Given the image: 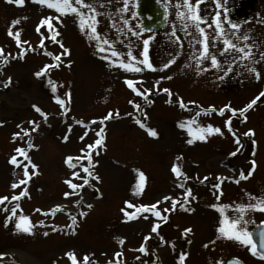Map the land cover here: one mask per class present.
I'll use <instances>...</instances> for the list:
<instances>
[{
	"label": "rangeland",
	"instance_id": "374dc122",
	"mask_svg": "<svg viewBox=\"0 0 264 264\" xmlns=\"http://www.w3.org/2000/svg\"><path fill=\"white\" fill-rule=\"evenodd\" d=\"M99 4L103 6L100 7ZM104 4V0H98L97 11L100 15L97 16V31L103 38L113 42L115 50L122 54L119 59L124 60L129 48L122 45L119 30L113 26L108 13L104 12L108 9ZM2 11L0 48H3L4 55L8 56L10 53L8 59L19 58L15 52L17 49L14 46V37L8 35L9 29L20 33L22 45L28 38L32 40L35 52L40 54L32 59L31 54H24L23 59L19 58L20 62L13 65L10 60L4 64L3 56H0V197H9L4 204H0V264H71L65 256L67 252H74L81 264L85 254L89 255L92 264H141L144 261L152 262L154 258L157 264H175L176 259L178 264L179 257L169 252L168 243L164 248H154L165 231V236H169L170 225L160 226L162 232L158 235L150 229L160 222L159 218L151 213H143L138 218L129 219L121 209L135 211L127 208L125 201L136 205H151L159 200L161 203L157 207L162 215L167 217L170 211L163 210L170 209L171 206L163 197H171L175 193L171 184L174 177L171 169L175 163L182 173L193 178L194 183L202 179L203 175L216 179V174L224 173L220 165L224 162L223 157L234 151L231 138H245H241L242 144L253 141V135L249 136V139L244 136L245 132L253 131V108L244 114L247 123L237 121L232 124L231 132L224 122L232 113L221 116L219 110L224 106L236 110L245 108L253 100V92H170V100L175 103L182 100L185 108H215L216 111L210 114L187 112L179 105L172 106L163 96L152 97L161 93L151 92L156 89L154 80H138L131 75L127 76L128 73L118 66V62L112 63L103 59L105 55L110 56V52L102 53L98 50L96 41L89 40L86 34L80 31L79 22L74 15L60 16L64 22V43L69 54L62 62L63 80L50 84L36 75H27L25 66L26 62L31 64L34 72L36 64L39 68L45 62L42 59V47L38 45L43 43V31L40 29L38 33L34 29L33 35L27 34V28L29 31L33 26H42V12H31L30 16L26 14L28 18L24 15V23L20 19L23 14L15 12L12 7L3 8ZM13 20H19L21 24L13 25ZM57 47L54 46V51L53 46L47 48L45 45L44 49L56 53ZM111 60L117 61V58L112 57ZM9 78L11 83L5 87L4 84ZM126 79L135 81V86L140 91L147 90L145 95L134 93L126 85ZM54 84L55 93L52 91ZM69 93L70 103L66 98ZM56 97L65 99L67 111L58 105ZM149 102L150 106L147 105ZM133 104L140 105V108H134ZM33 105L39 107L47 118L35 111ZM109 113H112V118L104 119ZM143 118L145 123L141 122ZM138 120L144 127L137 123ZM29 121L35 123L30 124ZM76 121H83V124ZM181 122L192 128V134H189L188 127L178 126ZM209 124L219 127L223 135L200 133L199 129ZM36 125V130L32 131ZM84 125H87V129ZM149 129L156 130L158 136H150ZM101 130L102 135L97 136L96 133ZM25 131L29 134L24 135ZM18 132L23 139H13V134ZM199 135H205L206 138L200 140L197 138ZM81 136H84L83 140L80 139ZM96 139H102L103 145L92 150V163L95 167L93 168L87 159H82L79 163L73 159L72 163H77V167L70 168L66 163L67 157L84 156L81 149L86 144L94 143ZM189 139L193 140L192 144L187 143ZM18 147L25 150L31 163L37 167L33 169L29 164L28 172L31 178L26 185L13 189L11 185L24 178L22 168L24 164H28L23 155L15 152ZM96 152H99V155H96ZM12 156H16L21 162L20 166L10 163ZM249 159L253 160V149H247L238 162L245 163ZM80 165L88 167L92 172V177H88L91 187L84 185L82 189L76 190L79 195L65 197V192L72 191L65 181L71 180L78 185L83 183L81 177L86 174ZM137 170L142 171L146 177L140 195L134 194V187L138 182ZM33 172L36 174L33 175ZM73 172L79 175L74 177ZM211 187V184L206 186L203 192L207 195V192L213 189ZM229 187L227 191L244 193L246 188L253 187V179ZM24 189L28 193L26 196L21 197L18 202L11 199ZM208 198L209 201L205 204L193 208L191 216L180 213L174 215L172 211L171 225L178 227L179 231L191 227L192 233L199 232L201 240L218 237L220 213L210 205L222 204L215 202L213 197ZM17 203L20 205L17 216L6 225V217L11 214L10 210ZM89 204L92 205L91 208L87 207ZM57 206L61 207L53 214L51 209ZM5 207L9 211H4ZM37 209L40 211H36ZM81 213L86 215L81 216ZM228 214L237 215L231 210ZM19 215L30 218L31 233L16 229L15 223ZM144 216L148 219H144ZM72 217L76 218L74 232L70 227L73 225ZM181 219L190 221L191 224L183 223ZM214 219L215 223H208ZM244 219L249 221L245 226L249 232L254 222L264 219V211L248 209ZM201 222L207 224L197 225ZM182 224L185 225L181 227ZM164 229L166 230L163 232ZM45 232L48 235H44ZM145 237L150 238L145 240ZM121 239L123 244L119 243ZM209 242L208 245H213L222 241L213 239ZM230 243L233 246V242ZM235 244L236 247L230 252L223 251L219 248L220 245L216 249L209 248L207 253L202 251L196 254L192 249L186 256V264H217L230 256L237 257L245 264H264V259L259 255L251 256L250 246L240 242ZM142 245L146 247L147 254L138 250ZM116 253L122 255L116 256Z\"/></svg>",
	"mask_w": 264,
	"mask_h": 264
},
{
	"label": "flooded vegetation",
	"instance_id": "af4514ba",
	"mask_svg": "<svg viewBox=\"0 0 264 264\" xmlns=\"http://www.w3.org/2000/svg\"><path fill=\"white\" fill-rule=\"evenodd\" d=\"M104 1V5L108 7V9H105L104 12L108 13L113 26L119 30L118 35L121 38L122 45L124 44L126 48H129V51H131L138 59H142L140 53L143 51V40L151 37V39H149L148 56L150 62L157 69V71L145 69L141 73L127 72V76L131 75L138 80H144L145 78H151V80H154L156 89L151 92L161 93L153 95L152 97L163 96L166 98L167 102L173 106L179 105V102L175 103L170 100V92H253V99H255L259 96L261 91H264V0H219V7H217V0H201L199 5V14L207 20V23L202 24L201 26L205 28V32L209 36V50L213 54H216L219 62L218 68L211 66L210 59H200V63H197V58L200 57V51L203 47L202 44L198 43V40L201 39V37L191 26L190 22H188L189 27L187 30L190 34L186 35L183 30V24L186 21H181L176 15L177 11H184L183 0H127L126 10H124L125 0ZM178 3L181 4L180 9H177L176 7ZM11 7L15 10V12L23 14L20 19L24 23L25 17L23 16H26V14L30 16L29 14L31 12L40 13L41 11L43 16L40 19L50 16H59L58 20L52 19L49 22L53 24L56 31L59 32L57 40L61 41L65 47L64 22L54 9H49L46 5L34 3L32 0H25V3L22 6L9 3L7 0H0V12L3 13V8L9 9ZM225 9H227V11H225ZM217 12L220 13L219 20L222 23L227 38L239 46H251L250 59L243 61L237 59L236 62L233 63V59L238 57V53L229 51L221 55V52L224 50L222 39L212 41L211 37L215 34L214 28L207 26L208 24H212L213 20L216 18ZM28 16H26V18H28ZM125 20H127V24H125ZM229 22H231V24H238L239 27L233 29ZM147 27L149 29H147ZM34 29L36 30V26H33V28L29 29V31L27 28V34L29 33L30 35L32 33L33 35ZM40 29L43 31L42 34L45 37V40H43V46L40 41H38L40 42L38 45L42 47V59H44L45 62H43V65L39 66V68H37L38 65L36 64V71L34 72L31 64L26 62L25 66L27 75L30 74L35 76L37 71L45 69L47 65H54L56 61L53 59V56L61 55L63 52V49L60 48L59 44L51 41L50 36L52 33L48 31L47 26L42 25ZM136 32H139L140 35H134ZM173 32H175V35H173ZM27 34L24 39L27 37ZM244 36H247L248 39H242ZM21 37H23V35ZM177 37L179 40H177ZM237 37H240V39H237ZM14 43V46L17 49L15 50L17 55L21 52L24 54H31L32 56L30 59H32L37 54H40L35 52L36 50L33 45V41L29 40V38L26 40V43H24L25 45L23 44L24 46L21 43L18 46L16 40ZM45 45L47 48L53 46L54 51V46L57 45V52L55 53L51 50L45 51ZM20 49L22 51H20ZM128 52H126V56L124 57L125 62L130 60L127 55ZM46 53H52V55H46ZM9 60L11 65L16 62H20L18 57L11 58ZM65 60V55H61L60 67L47 68L46 72L39 78L48 83L49 81L55 82L63 80L62 75L64 73V67L62 62ZM169 61L173 62L169 64L167 68H164L163 65ZM249 67L256 69V72L260 74L259 79L256 78L254 73L248 71ZM229 68L232 70L228 71ZM166 77H171V79H167ZM157 81H159V83H157ZM54 86L56 85L54 84ZM163 89H168L169 93H165ZM150 104L151 103L149 102L147 105L150 106ZM222 108L225 109L223 116L227 113H231L229 110L232 109L231 107L227 106L226 108V106H224ZM183 109L186 111L188 110L187 108ZM231 121V126L237 121L244 124L247 123L245 117L240 116L239 112H237L235 116L231 115ZM141 122L145 123V118H143ZM253 133V141H255V144H253L252 140L247 142V144L245 142L242 144V137H238L240 139V144L238 145L235 142L237 137L231 138L233 141L232 145L234 146L233 152H235L236 155H231L233 152H230L226 154L227 156L223 157L224 162L220 165V168L224 173H218L215 176L213 175L216 179H209V175H203L202 179L197 180V182L194 183L193 178L189 177L186 173L183 174L187 177V179H184L182 176L179 180L174 174L171 184L174 187L175 193L171 196V198L178 202L175 211H173L174 215L180 213V215L191 216L193 214V208L198 205L202 206L207 200L209 201L208 196L210 198L213 197L214 201L219 204H228L233 206L256 203L257 201L250 199L248 194H251L254 197H264V96L260 97L256 104L253 105ZM246 138L249 139L250 137L247 136ZM237 149H239V151H237ZM247 149H253V160L255 161L254 170H252L253 160L249 159L245 163L238 162V160L246 154ZM250 170H252V174L251 176H248V172ZM241 172L247 176V179L241 178ZM205 177H207V179H205ZM248 177L250 181L253 179V187L246 188L244 193L235 190L227 191V188H230L229 186H237L240 183L248 182ZM236 181H239V183ZM180 184H183V187H180ZM210 184L213 189L207 192L208 194L206 195L203 191L205 187L210 186ZM216 184H219V188L214 187ZM200 187L202 193L199 192ZM186 189L191 190V196L187 197L185 208L182 209L179 207V202L185 200ZM193 197H195V199H193ZM217 197H219V199H217ZM169 204L171 206V201H169ZM171 212L172 211L168 213L166 222L159 219L160 222L158 223V233L162 232L160 226L170 225L169 236H165L164 233L166 232V229H164L163 232H165L162 235L163 241L160 239L159 244L154 248H164L166 247V243H168L167 246L170 248L169 252H172L179 257L180 254L185 251L188 253L187 255H189L192 249H194L197 254L202 251L207 253L209 248L213 247V249H216L219 245V248L228 252L233 251L236 247L235 242L238 241L232 239L216 237L211 240H201V238H199V232L196 234L191 231L188 233L184 232L185 229H192L191 227H185L179 231L178 227L172 226L170 223ZM181 220L183 223L191 224L190 221L189 223L185 222L183 219ZM205 223L206 222H201L200 224L197 223V225L205 226ZM208 223H215V219ZM262 223H264V219L259 222H254L253 226L249 230V233H251V230L254 227ZM184 225L185 224H182L181 227ZM213 239L222 242L208 245L210 244L209 241H212ZM230 241L233 242V246H231ZM204 245L208 246L205 247ZM251 256L253 257V254H251ZM234 258L237 257H226L222 260V262L226 264L229 260ZM186 260L187 259L185 258L184 264H186ZM141 264H157V261L154 258L152 262L144 261L141 262ZM175 264H177V259L175 260Z\"/></svg>",
	"mask_w": 264,
	"mask_h": 264
},
{
	"label": "snow or ice",
	"instance_id": "6c2138e0",
	"mask_svg": "<svg viewBox=\"0 0 264 264\" xmlns=\"http://www.w3.org/2000/svg\"><path fill=\"white\" fill-rule=\"evenodd\" d=\"M7 2L15 4V5H19L22 6L25 3V0H7ZM32 2L34 3H39L41 5H46L49 9H54L57 13L60 14V16H64V15H74L75 18L78 20L79 22V28L80 31L86 34V37L89 40H94L96 41V46L98 48V50L102 53H109L110 52V56L109 55H105L102 58L105 60H109L112 63H117L118 62V66L120 68H122L124 71L126 72H135V73H141L143 72L145 69L147 70H151V71H157V69L153 66V64L150 62L149 60V56H148V50H149V39H151V37L149 39H144L143 40V51L140 53V56L142 57V59H138L136 56H134L132 54L131 51H129L127 53L128 57L130 58V60L128 62H125L123 59H119L120 56L122 55L120 52H118L117 50H115V48L113 47V42L109 41L106 38H103L101 36V34L97 31V25L99 23V21L97 20V16L100 15V13L97 11V5H98V0H32ZM201 3V0H183V8L184 11H177L176 15L177 18L180 19L181 21H186L183 24V30L185 31L186 35L190 34L188 33V27H189V23H191V26L195 29L196 32L199 33L201 39L198 40V43L202 44V50L200 51V57L197 58V63H200V59H210L211 61V66L218 68L219 67V62L217 60V56L216 54H213L212 52H210L209 50V36L208 34L205 32V28L202 27V24H206L207 20L205 17L201 16L199 14V5ZM100 7H102V4H99ZM219 0H217V7H219ZM177 9L181 8V4H177L176 5ZM127 8V0H125V9ZM225 11H227V9H225ZM219 16L220 13L217 12L216 14V18L213 20L212 24H208L207 26L210 28H214V32L215 34L211 37L212 41H216L217 39H222V42L224 44V50L223 52H221V55L229 52V51H233L238 53V57H235L233 59V63L236 62L237 59H239L240 61L246 60V59H250L251 58V46L249 45H245V46H239L236 43H233L230 39L227 38L225 30L222 26L221 21L219 20ZM52 19H59L58 17H46L41 19L40 21V25H46L47 29L50 33H52V35L50 36V39L52 42L59 44L60 48L63 49V52L61 53V55H68L69 54V50L67 48L64 47L63 43L59 40H57V36H59V32L56 31L55 27L53 26V24H51L49 21ZM125 24H127V20L124 21ZM19 23V20H13L12 24L16 25ZM231 24V22H229ZM231 27L233 29L238 28L239 25L238 24H231ZM147 30V29H145ZM36 31L39 33L40 32V26H37ZM8 35L9 36H13L15 38V40L17 41V45L19 46L21 41H20V33L17 32H13L11 29H9L8 31ZM134 35L139 36L140 33L136 32L134 33ZM173 35H175V32H173ZM44 36L43 34H41V41L43 42ZM237 39H240V37H237ZM242 39L247 40L248 37L244 36ZM177 40H179V38L177 37ZM26 43V42H25ZM43 46V43H42ZM247 49V50H246ZM11 54L9 53L8 56H10ZM46 55H52V53H46ZM61 55H55L53 56V59L56 61V63L54 65H47L45 67V69H42L41 71H37L35 73V75L37 77L42 76L47 68H51V67H60V62H61ZM0 56H3V63L7 64L9 62L8 56L4 55V50L3 48H0ZM24 53L21 52L19 54V58L23 59ZM112 57H116L117 61H112L111 58ZM173 61H169L168 63L164 64L163 67L167 68L169 66V64H171ZM139 65V66H137ZM247 67V66H246ZM232 69L229 68L228 71H231ZM248 71L251 73H254L256 78L259 79L260 78V74L258 72H256L255 68L249 67ZM227 74V73H225ZM167 79H171V77H166ZM163 79V78H162ZM11 83V78H9L8 82L4 84L5 87L8 86V84ZM49 83L51 84L52 82L49 81ZM126 85L137 95H141L144 96L145 92L147 90H144L143 92L140 91L136 86V82L131 80V79H126L125 80ZM157 83H159V81H157ZM52 91L55 93L56 92V87L53 85L52 87ZM163 91L165 93H169L168 89H163ZM170 94V93H169ZM264 96V91H261L259 93V96H257L255 99H253L248 105H246L245 108L236 110V109H229L232 113V116H235L237 114V111H239L240 116H244V113L253 107V105L256 104L257 100ZM66 98L68 99V102L70 103V93L66 94ZM56 102L58 103V105L64 109L65 111H67V106L65 103V99H60L59 97H56ZM129 103H133L132 101H129ZM134 108L139 109L140 105L138 104H133ZM179 106L181 108H185V104L183 103L182 100L179 101ZM35 111H37L38 113L41 114V116H44L45 119L46 114L43 113L41 111V109L35 105H33ZM227 108V106H226ZM211 111H216L215 108H212ZM225 112V109L222 108L219 110V115L223 116ZM210 114V113H208ZM118 115V114H117ZM112 118V113H109L106 117H104V119H110ZM246 119V117H245ZM231 117H229L227 120H225V127L228 128V131L231 132L232 128H231ZM30 124H34V121H29ZM76 123L78 124H83V121H76ZM101 123H103V121H101ZM138 124H140L141 127H144V124L141 123L139 120L137 121ZM180 128H185L188 127V125L184 122H181L178 125ZM19 127V126H18ZM36 127H38V125H36L35 127H33L32 131L36 130ZM84 127L87 129V125H84ZM23 131V130H22ZM200 133H218L223 135L221 129L219 127H213L211 124L207 125V127H202L199 129ZM103 130H101V132H97L96 135L97 136H101L102 135ZM188 132L189 134H192V128L188 127ZM148 133L150 136L152 137H157L158 133L156 130L154 129H149ZM29 133L27 131L24 132V135H28ZM87 135V131H85L84 136ZM233 135H235V133H233ZM254 135L252 130H249L247 132L244 133V136H251ZM84 136H81L80 139L83 140ZM17 137H19L20 139H23V136H21V134L18 133H14L13 134V139H16ZM200 140H204L206 137L205 135H199L197 137ZM64 139H67V136L64 137ZM235 142L239 145L240 144V139L237 137ZM187 143L192 144L193 140L189 139L187 141ZM253 144H255V141H253ZM103 145V140L102 139H96L94 141V143L92 144H86L84 146V148L81 149V152L84 153V156L82 157H76L73 158L71 156L67 157L66 163H68V166L70 168L75 169L77 167V163H79L80 160L82 159H87L88 163L90 165H92V167H95V164L92 163V157H93V149H95L97 146H102ZM32 145H29V147H31ZM237 151H239V149H237ZM15 152L18 154H21L24 156L25 160L28 161V164H24L23 168H22V175H23V179H20L18 182H14L11 187L13 189H16L17 187H19L20 185H26L28 180L31 178L29 176V172H28V165L31 164V167L33 169H35L37 166L35 164L31 163L30 158L28 157L27 153L25 152L24 149L22 148H16ZM96 155H99V152H96ZM231 155H236L235 152L231 153ZM73 159H75L77 161V163H72ZM179 159V157L177 158ZM10 163L16 166H20L21 162H19L16 158V156H12L10 159ZM253 164V169L255 168V161L253 160L252 162ZM80 167L82 168V171L86 174L85 177H81V179L83 180L82 184H75L73 183L71 180H67L65 181L66 184H68L69 188L72 190L71 192H65L64 196L68 197L70 195H79V193L76 191L78 188L82 189L84 187V185H88L91 187V185L89 184V180L88 177H92V172L90 171V169L88 167H84L83 165H80ZM172 172L176 175L177 179L179 180L182 176L184 177V179H187V177L182 173V171L180 170V168L177 165H173L172 167ZM252 170H250L248 172V176H251L252 174ZM138 171V182L134 187V194L135 195H140L141 192L144 189L145 186V182H146V177L145 174L142 171ZM36 173L33 172V175H35ZM15 175V173H14ZM72 175L74 177L78 176L79 174L77 172H73ZM241 178L243 179H247V176L244 175L243 172L240 173ZM95 179H98V177H93ZM205 179H207V177H205ZM237 183H239V181H236ZM180 187H183V184H180ZM214 187L219 188V184L214 185ZM28 193L26 191V189L22 190L19 195H13L11 197L12 200L14 201H19L21 197L26 196ZM249 198L252 200H256V203H250V204H240V205H228V204H224V205H217V204H212L210 205V207L216 209L219 213H220V220H219V228L217 229L218 232V238H225V239H232L235 241H238L244 245H248L250 246V250L252 252V254L255 255H259V257L261 259H264V231H261L260 233V241H259V247H258V243L252 239V233H249L246 230V225L248 224L249 221L244 219L245 213L248 209H255V210H259V211H264V197H254L251 194H248ZM191 196V190L190 189H186L185 190V200L182 202H179V207L184 209L185 208V203H187V197ZM193 199H195V197H193ZM217 199H219V197H217ZM9 200V197L7 196H3L0 197V204H4L5 201ZM163 200L165 201H171V208L170 209H164V212H168V211H175L178 202L173 200L170 196H164ZM161 201H157L154 204L151 205H136L133 203H130L129 201H125V204L127 206V208H131V209H135L134 212H128L126 211V209L122 208L121 211L124 213L125 217L129 218V219H134V218H138L140 215H142L143 213H151L154 217L159 218L160 220L163 221H167V217L163 216L161 211L158 209L157 205L160 204ZM77 204H79V201H77ZM20 205L19 203H17L15 205V207H13L10 212L11 214L6 217V221L5 224L7 225V222L9 220H12L13 217L17 216V209H19ZM61 206H57L55 209H51L52 213L54 214L55 211L59 210ZM87 207L91 208L92 205L89 204L87 205ZM4 211H9V209L7 207H5L3 209ZM185 210H190V209H185ZM229 210L236 212L237 215H229L228 212ZM36 211H40L39 209H37ZM45 215H47V213H45ZM81 216L86 215V213H81ZM144 219H148L147 216H144ZM72 221H73V225L70 226L73 228V232H74V225L76 222V218L72 217ZM41 223H43L41 221ZM15 227L17 230H22L24 232H28L31 233L32 230V225H31V221L30 218L28 216L25 215H19L18 219L16 220L15 223ZM158 228H159V224H155L154 226L151 227L150 231L152 233H158ZM54 231L56 229H53ZM191 229H185L184 232L188 233L190 232ZM44 235H48L47 232L44 233ZM150 237H145V240L149 239ZM161 241H163V237H161ZM119 243L123 244V240L121 239L119 241ZM190 243V241H189ZM205 247H207L208 245H204ZM140 252L147 254V249L144 245H142L139 249ZM116 256H120L122 255L121 253H116ZM65 256L69 258V260L71 261V264H81L80 261H78L76 254L74 252H67L65 253ZM187 256V253H181L179 256V264H184L185 258ZM139 259V258H137ZM82 264H92V262L90 261L89 255L85 254L82 258ZM111 264V262H110ZM217 264H224V262H217ZM228 264H241V262L238 259H233L232 261H229Z\"/></svg>",
	"mask_w": 264,
	"mask_h": 264
},
{
	"label": "water",
	"instance_id": "95a60500",
	"mask_svg": "<svg viewBox=\"0 0 264 264\" xmlns=\"http://www.w3.org/2000/svg\"><path fill=\"white\" fill-rule=\"evenodd\" d=\"M146 1V0H145ZM147 29H149L148 27H147ZM196 108H192V109H190L191 111L192 110H195ZM251 109V108H250ZM249 110V109H248ZM247 110V111H248ZM261 231H264V223H262V224H260L259 226H256V227H254L252 230H251V233H252V239L253 240H255L257 243H258V247H259V241H260V233H261ZM262 250H264V249H262ZM233 259H231V260H229V261H232ZM239 260V259H238ZM228 261V262H229ZM240 261V260H239ZM228 262L226 263V264H228ZM241 262V264H244L242 261H240Z\"/></svg>",
	"mask_w": 264,
	"mask_h": 264
}]
</instances>
